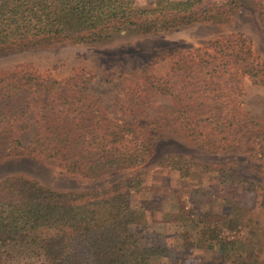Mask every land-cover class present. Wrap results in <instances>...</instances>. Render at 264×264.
I'll use <instances>...</instances> for the list:
<instances>
[{
  "label": "trees",
  "instance_id": "16d2710c",
  "mask_svg": "<svg viewBox=\"0 0 264 264\" xmlns=\"http://www.w3.org/2000/svg\"><path fill=\"white\" fill-rule=\"evenodd\" d=\"M109 1L0 0V51L64 40L95 42L125 26L143 33L162 31L194 7L192 0H155L152 15L138 17L131 10L104 11ZM222 18L227 19L204 13L198 20ZM245 79L264 85V62L241 32L178 54L164 76H148L127 91L125 101L140 109L130 120L110 117L88 100L91 76L82 70L66 79L21 66L0 70V161L38 156L88 178L127 170L120 178L82 191H56L21 174L1 178L0 264H161L154 258L167 257V249L143 240L136 229L139 213L131 204L144 181L139 168L154 153L145 132L161 124L146 109L151 93L177 104L179 123L201 148L245 147L264 161V123L242 110L237 98ZM29 120L38 129L24 144L17 135ZM151 166L177 170L184 179L196 168L216 171L221 183L240 184L241 190L259 194L264 208V187L235 179L220 164L169 154ZM195 212L187 216L194 218L190 220L200 240L220 242L224 215L212 208ZM222 256L230 264H261L253 247L242 240L226 242Z\"/></svg>",
  "mask_w": 264,
  "mask_h": 264
},
{
  "label": "rangeland",
  "instance_id": "374dc122",
  "mask_svg": "<svg viewBox=\"0 0 264 264\" xmlns=\"http://www.w3.org/2000/svg\"><path fill=\"white\" fill-rule=\"evenodd\" d=\"M155 0H110L104 11H135L136 16H151ZM193 9L172 20L162 31L143 33L125 26L95 42L70 40L37 44L0 51V70L15 66L66 79L79 70L91 76L88 100L95 102L110 117L130 120L140 109L125 101L148 76H164L173 59L200 47L207 40L241 32L251 40L252 48L264 62L263 0H192ZM144 11L143 13H141ZM220 13L221 21H199L201 14ZM243 93L237 96L241 108L264 123V85L243 81ZM177 104L168 96L151 93L147 112L161 121L158 130L146 131L153 140L154 153L139 169L144 172L141 189L133 194L132 206L139 213L137 231L146 243H159L167 257L154 258L161 264H230L223 258L226 242H246L264 264V208L259 194L241 190L240 184L219 181V173L196 168L181 178L177 170L151 166L159 158L178 154L206 165L220 164L235 179L264 187V161L253 158L245 147L206 150L192 142L179 123ZM38 125L29 120L28 128L18 133L27 144ZM258 165H261L258 167ZM262 167V168H260ZM127 170L97 178L66 172L38 156H16L0 161V179L21 174L56 191H82L122 177ZM236 202V203H233ZM212 208L224 215L221 241L207 244L200 240L195 223L187 216ZM194 214V215H195ZM194 219V218H192Z\"/></svg>",
  "mask_w": 264,
  "mask_h": 264
}]
</instances>
